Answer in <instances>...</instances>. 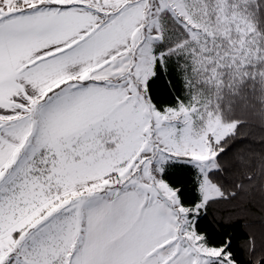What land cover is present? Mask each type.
Here are the masks:
<instances>
[{"label": "snow or ice", "instance_id": "6c2138e0", "mask_svg": "<svg viewBox=\"0 0 264 264\" xmlns=\"http://www.w3.org/2000/svg\"><path fill=\"white\" fill-rule=\"evenodd\" d=\"M177 7L0 0V264H264V151L193 100Z\"/></svg>", "mask_w": 264, "mask_h": 264}, {"label": "rangeland", "instance_id": "374dc122", "mask_svg": "<svg viewBox=\"0 0 264 264\" xmlns=\"http://www.w3.org/2000/svg\"><path fill=\"white\" fill-rule=\"evenodd\" d=\"M253 1L178 0L176 18L171 17L184 30L176 47L194 81L193 100L210 105L219 117V87L250 73L264 79V45L255 28Z\"/></svg>", "mask_w": 264, "mask_h": 264}, {"label": "trees", "instance_id": "16d2710c", "mask_svg": "<svg viewBox=\"0 0 264 264\" xmlns=\"http://www.w3.org/2000/svg\"><path fill=\"white\" fill-rule=\"evenodd\" d=\"M251 8L255 28L264 45V0H254ZM179 24L171 17L164 19V25L169 30L166 35H172L175 44L185 38L182 35L184 30ZM219 88L216 102L220 117L225 122L240 121L234 141L236 146L253 151H264V117L260 115L261 109L264 108V79L250 73L234 83L225 82ZM247 171L246 167L241 166L233 173L232 178L242 182ZM235 203L221 204L214 209L215 215L222 217L223 221L215 223L213 227L217 234L227 232L238 245L244 241V234L249 230L252 218L245 219L242 216L233 215L231 210ZM241 259L244 257L241 256Z\"/></svg>", "mask_w": 264, "mask_h": 264}]
</instances>
